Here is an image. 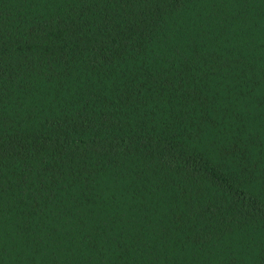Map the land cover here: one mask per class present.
Returning a JSON list of instances; mask_svg holds the SVG:
<instances>
[{
	"label": "trees",
	"instance_id": "trees-1",
	"mask_svg": "<svg viewBox=\"0 0 264 264\" xmlns=\"http://www.w3.org/2000/svg\"><path fill=\"white\" fill-rule=\"evenodd\" d=\"M0 264H264V0H0Z\"/></svg>",
	"mask_w": 264,
	"mask_h": 264
}]
</instances>
